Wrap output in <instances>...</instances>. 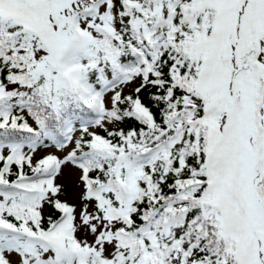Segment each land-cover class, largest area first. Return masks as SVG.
I'll return each instance as SVG.
<instances>
[{
	"label": "snow or ice",
	"instance_id": "obj_1",
	"mask_svg": "<svg viewBox=\"0 0 264 264\" xmlns=\"http://www.w3.org/2000/svg\"><path fill=\"white\" fill-rule=\"evenodd\" d=\"M0 264H264V0H0Z\"/></svg>",
	"mask_w": 264,
	"mask_h": 264
}]
</instances>
